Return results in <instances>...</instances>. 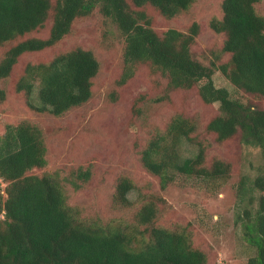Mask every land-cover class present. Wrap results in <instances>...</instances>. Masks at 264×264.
Masks as SVG:
<instances>
[{
  "label": "trees",
  "instance_id": "16d2710c",
  "mask_svg": "<svg viewBox=\"0 0 264 264\" xmlns=\"http://www.w3.org/2000/svg\"><path fill=\"white\" fill-rule=\"evenodd\" d=\"M195 1L0 0V84L14 74L22 56L52 49L77 20L97 10L123 40L116 87L147 68L164 82L157 103L170 99L174 91L194 88L203 104L217 105L205 125L206 133L219 144L238 138L240 144L259 149L264 159V17L255 8L261 0H222V17L209 22V29L223 37L214 55L221 63L212 61L209 66L191 50L200 32L198 23L193 22L187 32H158L148 13L152 10L172 20ZM48 24V37L35 36ZM224 57L227 60L222 62ZM99 69L94 53L77 47L48 62L28 64L17 80L16 92L24 95L31 110L59 117L90 100ZM215 69L251 99L243 102L215 87ZM113 91L111 96L116 94ZM34 93L38 107L32 103ZM5 99L0 85V104ZM197 128V119L179 113L163 130L150 135L141 162L162 189L178 176L207 182L230 177V163L207 161L206 147L194 137ZM183 141L197 147L193 157L181 155ZM46 150L42 131L27 120L7 125L0 134V264H207L206 254L194 247L189 232L155 225L158 209L151 198L144 199L132 223L84 217L67 202L64 185L79 189L89 181L90 170L43 171ZM132 191H137L132 180L118 177L112 208L131 207ZM239 195L240 203L249 204L243 207V238L256 250L247 264H264V171L244 179Z\"/></svg>",
  "mask_w": 264,
  "mask_h": 264
},
{
  "label": "rangeland",
  "instance_id": "374dc122",
  "mask_svg": "<svg viewBox=\"0 0 264 264\" xmlns=\"http://www.w3.org/2000/svg\"><path fill=\"white\" fill-rule=\"evenodd\" d=\"M221 3L222 0H196L188 11L172 20H164L152 10L148 13L152 27L158 32L166 29L187 32L193 22L198 23L200 32L192 53L206 66L212 61L218 65L221 62H216L214 55L223 37L209 29V22L222 17ZM255 8L264 17V0ZM48 27L49 24L35 36L48 37ZM77 47L91 50L100 64L90 100L59 117L28 108L24 95L15 88L26 66L48 62L56 54ZM122 51L123 40L96 10L77 20L69 35L52 49L22 56L14 74L0 84L6 92V99L0 104V134L7 125L27 120L44 136L47 165L43 171L68 174L78 167L89 169L90 179L79 189L64 185L67 202L80 209L84 217L102 223H132L144 199L151 198L158 209L155 225L189 232L194 247L206 254L207 264H247L256 250L243 238L241 223L245 219L243 207L247 200L240 203L239 185L244 179L255 177L259 169L264 171L260 150L240 144L238 138L216 143L213 136L206 133L205 125L216 114L217 105L203 104L194 88L174 91L170 99L157 103L164 82L159 74L147 68L139 69L125 85L116 87L115 81L122 71ZM2 56L0 50V60ZM226 60L227 57L222 58V62ZM213 82L235 99L243 102L251 99L237 91L217 69ZM113 90L116 94L111 96ZM35 93L32 103L38 107ZM140 97L144 100L138 102ZM179 113L197 119L194 137L206 147L207 161L215 158L231 164L232 172L226 181L207 182L178 176L162 189L158 178L143 167L140 153L150 135L163 130ZM179 150L183 157L190 158L196 154L197 147L183 141ZM120 176L130 178L137 187V191L128 196L132 206L123 210L112 208V196Z\"/></svg>",
  "mask_w": 264,
  "mask_h": 264
}]
</instances>
